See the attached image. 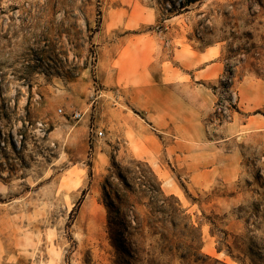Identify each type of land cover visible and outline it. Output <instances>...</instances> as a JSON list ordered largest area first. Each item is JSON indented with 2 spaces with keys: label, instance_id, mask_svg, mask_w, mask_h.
<instances>
[{
  "label": "rangeland",
  "instance_id": "rangeland-1",
  "mask_svg": "<svg viewBox=\"0 0 264 264\" xmlns=\"http://www.w3.org/2000/svg\"><path fill=\"white\" fill-rule=\"evenodd\" d=\"M0 264H264V0H0Z\"/></svg>",
  "mask_w": 264,
  "mask_h": 264
},
{
  "label": "built area",
  "instance_id": "built-area-1",
  "mask_svg": "<svg viewBox=\"0 0 264 264\" xmlns=\"http://www.w3.org/2000/svg\"><path fill=\"white\" fill-rule=\"evenodd\" d=\"M60 112H62V110H60ZM81 115H80V113H75V115H74V117L75 118H79ZM97 136L98 137H103L104 136V132L103 131H99L98 133H97Z\"/></svg>",
  "mask_w": 264,
  "mask_h": 264
},
{
  "label": "trees",
  "instance_id": "trees-1",
  "mask_svg": "<svg viewBox=\"0 0 264 264\" xmlns=\"http://www.w3.org/2000/svg\"><path fill=\"white\" fill-rule=\"evenodd\" d=\"M142 229V228H141ZM153 232H154V230H153ZM161 234V236H164V233H160Z\"/></svg>",
  "mask_w": 264,
  "mask_h": 264
}]
</instances>
